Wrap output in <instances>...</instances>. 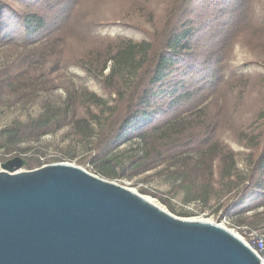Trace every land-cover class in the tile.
<instances>
[{"label":"trees","instance_id":"1","mask_svg":"<svg viewBox=\"0 0 264 264\" xmlns=\"http://www.w3.org/2000/svg\"><path fill=\"white\" fill-rule=\"evenodd\" d=\"M139 9L146 15L120 23L139 38L97 34V28L116 25L124 12ZM242 41L253 58L264 55V0H0V47H21L0 70V102L7 91L31 97L49 88L51 77L72 63L89 73L95 68L104 93L114 96L95 155H112L131 127L141 144L139 170L145 171L170 156L224 145L226 128L250 119L228 109V84L244 78L232 63ZM109 61L113 65L103 74ZM260 99L264 117V95ZM76 113L46 106L36 118L0 129V147L13 151L73 121ZM253 151L246 187L257 191L264 177V122ZM108 156L104 163L112 160ZM28 163L34 168L39 161Z\"/></svg>","mask_w":264,"mask_h":264},{"label":"rangeland","instance_id":"2","mask_svg":"<svg viewBox=\"0 0 264 264\" xmlns=\"http://www.w3.org/2000/svg\"><path fill=\"white\" fill-rule=\"evenodd\" d=\"M132 14L146 15V11L139 9L130 14L126 11L116 25L97 28V34L139 38L137 33L120 26L124 20H130ZM20 52L21 47L17 44L0 47V70ZM250 57L253 58L252 53L246 50L245 43L238 42L232 63L238 76L244 78L228 84L231 94L228 109L229 113L232 110L242 113L243 120L250 119L240 122L243 128L237 124H233V128L228 126L223 135L224 145L217 144L200 153L170 156L161 165L140 171L138 158L141 152L138 148L141 144L137 137L130 135V127L109 155L112 160L104 163L108 155L97 156L93 148L114 109V96L104 93L100 85L102 76L95 68H92L95 70L93 73H89L81 65L72 63L68 68L58 70L51 77L55 80L50 87L37 91L34 96L24 97L14 91L4 93L0 102V129L36 118L46 106L54 111L67 109L69 113L75 110L77 113L73 121L38 138L26 139L13 151L0 147V170L14 157L25 158L28 162L39 161L34 168L29 163L23 166L21 170L25 171L51 163H70L150 197L179 218L208 220L234 232L239 226L264 230V198L260 199L264 192V177L258 182L259 191L246 187L253 148L264 122L258 105L264 95V55L254 57V62L247 64ZM72 60L76 62L75 58ZM112 65L109 61L103 74ZM213 156L216 159L212 160ZM256 200L259 204L249 209L250 202Z\"/></svg>","mask_w":264,"mask_h":264},{"label":"water","instance_id":"3","mask_svg":"<svg viewBox=\"0 0 264 264\" xmlns=\"http://www.w3.org/2000/svg\"><path fill=\"white\" fill-rule=\"evenodd\" d=\"M0 170V264H260L220 224L179 218L70 163Z\"/></svg>","mask_w":264,"mask_h":264},{"label":"built area","instance_id":"4","mask_svg":"<svg viewBox=\"0 0 264 264\" xmlns=\"http://www.w3.org/2000/svg\"><path fill=\"white\" fill-rule=\"evenodd\" d=\"M234 232L259 256L260 264H264V230L249 226L236 227Z\"/></svg>","mask_w":264,"mask_h":264},{"label":"bare ground","instance_id":"5","mask_svg":"<svg viewBox=\"0 0 264 264\" xmlns=\"http://www.w3.org/2000/svg\"><path fill=\"white\" fill-rule=\"evenodd\" d=\"M147 200H149L150 202H152V203H154V204H156L150 197H145ZM156 205H158V204H156ZM159 206V205H158ZM193 220H196V219H193ZM201 220V219H200ZM206 221H208V220H206Z\"/></svg>","mask_w":264,"mask_h":264}]
</instances>
